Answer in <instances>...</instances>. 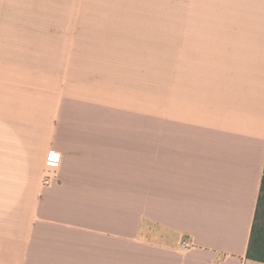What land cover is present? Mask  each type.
Wrapping results in <instances>:
<instances>
[{
  "label": "crops",
  "instance_id": "crops-1",
  "mask_svg": "<svg viewBox=\"0 0 264 264\" xmlns=\"http://www.w3.org/2000/svg\"><path fill=\"white\" fill-rule=\"evenodd\" d=\"M263 178L264 0H0V264H262Z\"/></svg>",
  "mask_w": 264,
  "mask_h": 264
},
{
  "label": "trees",
  "instance_id": "trees-1",
  "mask_svg": "<svg viewBox=\"0 0 264 264\" xmlns=\"http://www.w3.org/2000/svg\"><path fill=\"white\" fill-rule=\"evenodd\" d=\"M247 257L253 262L264 264V178L258 198Z\"/></svg>",
  "mask_w": 264,
  "mask_h": 264
},
{
  "label": "built area",
  "instance_id": "built-area-1",
  "mask_svg": "<svg viewBox=\"0 0 264 264\" xmlns=\"http://www.w3.org/2000/svg\"><path fill=\"white\" fill-rule=\"evenodd\" d=\"M54 157H55V153L52 152L50 154V157H49V160H48V164H47V166L50 167V168H56L57 167L58 162L57 163L56 162H52V161H57V159L55 160ZM50 160H52V161H50ZM192 247H193L192 243L187 241V240H183L182 243H181V248L183 250H188V249H191Z\"/></svg>",
  "mask_w": 264,
  "mask_h": 264
}]
</instances>
